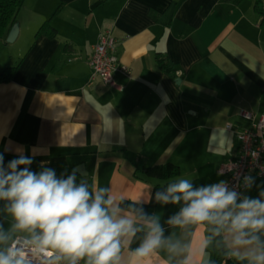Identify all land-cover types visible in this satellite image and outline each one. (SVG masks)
Segmentation results:
<instances>
[{
  "label": "crops",
  "instance_id": "obj_1",
  "mask_svg": "<svg viewBox=\"0 0 264 264\" xmlns=\"http://www.w3.org/2000/svg\"><path fill=\"white\" fill-rule=\"evenodd\" d=\"M15 23V40H0V74L16 67L0 81L5 166L23 154L33 159L31 170L75 173L79 185L74 169L83 165L88 190L105 189L119 215L137 221L135 235L122 238L120 264H210L208 224H169L182 206L159 202L164 181L136 172L133 162L173 164L178 180L194 188L224 180L220 168L237 150L225 126L246 128L242 110L264 115V0H24ZM105 32L129 70L113 75L116 87L90 79L89 58ZM261 192L264 179H252L243 197L264 199ZM6 204L0 201V232L8 236L0 251L33 238L14 229ZM151 218L165 244L138 257ZM221 235L237 259L227 230Z\"/></svg>",
  "mask_w": 264,
  "mask_h": 264
},
{
  "label": "clouds",
  "instance_id": "obj_2",
  "mask_svg": "<svg viewBox=\"0 0 264 264\" xmlns=\"http://www.w3.org/2000/svg\"><path fill=\"white\" fill-rule=\"evenodd\" d=\"M33 159L23 154L5 166L0 154V201L13 217L14 229L33 234L36 250L57 260L67 258L70 264L87 257V264H120L123 237H132L139 230L131 216L119 215L105 189L90 192L84 183H76L75 173L57 178L51 168L33 171ZM251 186V178H245ZM264 197V192L260 193ZM163 204L184 206L169 218L168 223L183 227L189 223L216 225V234L226 229L231 254L248 264H264V199L245 197L229 190L225 182L194 188L188 179L171 183L166 192H157ZM148 232L136 249V256L145 257L165 244L163 229L155 218L146 219ZM8 236L0 232V243ZM207 243V242H206ZM178 244H170L175 251ZM0 264H27L24 254L9 247L0 251Z\"/></svg>",
  "mask_w": 264,
  "mask_h": 264
},
{
  "label": "built area",
  "instance_id": "obj_3",
  "mask_svg": "<svg viewBox=\"0 0 264 264\" xmlns=\"http://www.w3.org/2000/svg\"><path fill=\"white\" fill-rule=\"evenodd\" d=\"M89 65L90 79L98 78L102 84L110 87H116L113 80L115 73L124 76L129 74L128 68L119 62L115 40L109 32L98 37L89 58ZM239 117L248 126L246 128L234 127L232 124L225 126V130L235 136L237 150L233 160L222 165L220 171L229 190L236 191L238 200H242L243 191L248 188L246 177L251 180L264 179V115L242 110ZM9 247L22 252L28 264H70L69 259L61 257L57 260L46 252L36 250V246L28 242L14 240ZM77 264H83V259L77 261Z\"/></svg>",
  "mask_w": 264,
  "mask_h": 264
},
{
  "label": "trees",
  "instance_id": "obj_4",
  "mask_svg": "<svg viewBox=\"0 0 264 264\" xmlns=\"http://www.w3.org/2000/svg\"><path fill=\"white\" fill-rule=\"evenodd\" d=\"M24 0H0V40L4 39L9 33L11 27L15 24L16 16L20 8L22 7ZM47 24V23H46ZM45 29V25L42 26L37 35H39ZM158 64L164 72L171 73L172 68H170L168 62L163 59H158ZM16 71V67H8L0 74L1 82H9ZM134 170L142 171L146 175L157 178L164 181L161 187V191L166 192L167 187L171 183L178 181V168L173 164L158 165L153 167H145L140 164L139 161L133 162ZM180 206H184V202L181 201ZM208 224L209 230V241L212 247L213 256L210 264H248L247 261H241L237 259H230L228 256V249L224 240L222 239L221 231L220 234H216V225Z\"/></svg>",
  "mask_w": 264,
  "mask_h": 264
},
{
  "label": "water",
  "instance_id": "obj_5",
  "mask_svg": "<svg viewBox=\"0 0 264 264\" xmlns=\"http://www.w3.org/2000/svg\"><path fill=\"white\" fill-rule=\"evenodd\" d=\"M17 33H18V25L15 23L11 27V29H10L7 37H6V42L7 43H12L15 40V38L17 36ZM74 170L82 178V182L88 187V176H87V173L84 170V166L83 165H79ZM204 224H206V223H204Z\"/></svg>",
  "mask_w": 264,
  "mask_h": 264
}]
</instances>
